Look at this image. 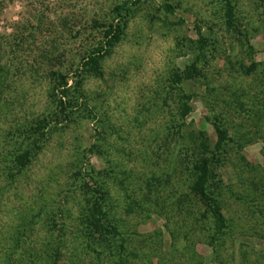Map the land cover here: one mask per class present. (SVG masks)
<instances>
[{"label":"rangeland","instance_id":"obj_1","mask_svg":"<svg viewBox=\"0 0 264 264\" xmlns=\"http://www.w3.org/2000/svg\"><path fill=\"white\" fill-rule=\"evenodd\" d=\"M121 1L0 0V264H114V239L87 234L83 180L107 189L127 264H264V0H231V23L225 0H140L66 121L55 114L57 70L73 84ZM195 24L208 43L197 74L178 83L199 51ZM179 85L191 94L184 118ZM42 116L40 148L18 170L12 156ZM215 119L231 139L219 197L229 232L213 247L177 160L197 130L216 137Z\"/></svg>","mask_w":264,"mask_h":264},{"label":"trees","instance_id":"obj_2","mask_svg":"<svg viewBox=\"0 0 264 264\" xmlns=\"http://www.w3.org/2000/svg\"><path fill=\"white\" fill-rule=\"evenodd\" d=\"M140 0H123L117 3L113 7L114 17L107 23H102L100 29V37L94 44L81 55L79 64L74 70L72 76L73 84L68 82V74L62 73L57 70L55 76L56 81V113L64 120H69L71 114L78 109V96H82L81 85L85 74L87 73H100V61L101 58L107 54L111 47L116 41H118L123 33L125 17L132 10L133 6ZM166 12H173L174 5L169 1H163L161 4ZM226 5V17L229 23L233 18V5L231 0H225ZM183 19L180 18L179 21ZM98 24L97 21H94ZM198 41V52L194 56V59L187 64L183 69L177 70L174 73V81L180 83L183 79L192 77L197 74V62L200 60V53L203 47L208 43V38L204 35L202 27L199 24H195ZM251 46V45H250ZM251 48V47H250ZM256 67L255 62H251L244 69L245 72ZM180 90V118H184L187 113L191 110L189 101L191 94L184 91L179 85ZM84 105L86 102L83 101ZM93 115V111L89 110ZM51 121L42 116L35 125L28 127V135L32 137V141L28 142L27 145L19 151H16L12 156L14 166L20 170L23 166L27 165L31 161V156L34 151L40 148L37 140L43 138L44 127ZM184 124L180 123L179 127ZM214 130L216 137L210 139L208 134L203 129L197 130L192 133L191 145L185 150L180 149L179 159L177 164L180 167V171L186 172L187 188L186 192L182 197L192 196L202 206V215L209 217L211 222V234L210 244L219 245L223 241L222 234L229 232V223L227 217L222 210V204L220 201V189L222 187V175L221 167L224 160V150L227 140L231 137L228 134V129L222 125L221 122L216 119L213 121ZM179 134L183 136L184 132L179 129ZM22 143V142H21ZM89 152L98 151L96 144L91 143L87 149ZM183 154V155H182ZM80 172V169L77 173ZM79 174V173H78ZM11 176L10 174H8ZM97 180L89 182L83 180V188L85 192L89 193L86 197V205L84 207V220L85 227L87 228V234L89 236H99L101 239H114V247L116 250L114 264H127L128 256L131 252H128L126 246V240L124 234L119 231L118 225L111 219L107 206L108 192L103 185H97ZM149 184V183H148ZM128 206V205H127ZM132 208L131 205H129ZM40 212V211H39ZM39 212H36L39 214ZM34 215V214H33ZM136 256V253L133 254Z\"/></svg>","mask_w":264,"mask_h":264}]
</instances>
